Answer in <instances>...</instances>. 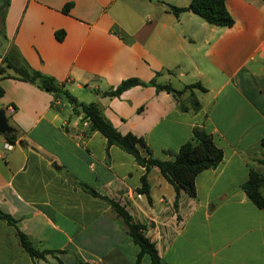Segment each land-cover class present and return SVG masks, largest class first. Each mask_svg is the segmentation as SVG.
Masks as SVG:
<instances>
[{
  "label": "crops",
  "instance_id": "obj_1",
  "mask_svg": "<svg viewBox=\"0 0 264 264\" xmlns=\"http://www.w3.org/2000/svg\"><path fill=\"white\" fill-rule=\"evenodd\" d=\"M188 2L9 0L0 58L13 43L76 100L98 101L119 132L143 137L154 157L172 159L199 124L222 158L196 173L194 196L178 189L174 202V187L156 166L146 173L147 195L136 192L143 167L130 153L110 145L106 157L104 136L92 131L82 138L79 116L67 121L64 101L52 103L49 92L29 82L1 78L0 106L16 137L8 142L0 134V210L15 220L0 218V264H133L138 246L121 218L79 183L144 224L158 264H264V205L239 188L250 168L264 170V0H224L229 26L170 10ZM56 29L63 30L60 40ZM129 76L183 91L176 99L153 85H133L118 96L94 90ZM196 82L203 88H183ZM16 230L36 249L53 252L30 256ZM140 264H150L148 254Z\"/></svg>",
  "mask_w": 264,
  "mask_h": 264
},
{
  "label": "trees",
  "instance_id": "obj_2",
  "mask_svg": "<svg viewBox=\"0 0 264 264\" xmlns=\"http://www.w3.org/2000/svg\"><path fill=\"white\" fill-rule=\"evenodd\" d=\"M9 0H0V41L4 44L6 37L3 30L4 16ZM70 2L65 3L61 10L67 12ZM183 9H188L200 16L204 21L219 26H229L233 22V18L225 6L224 0H189L185 6H170V10L177 14ZM63 35L62 29L54 30V36L60 40ZM4 77L15 78L29 82L38 88L49 92L52 95V103L55 100L72 101L67 121L74 116H79V122L86 121V126L80 130L82 138L87 137L92 131H98L105 138V154L108 157V147L116 145L120 149L130 153L134 160L143 167V173L140 176V186L136 192H143L147 195L148 185L146 181V173L151 166H156L163 177L173 185L175 190L174 202L177 198L178 189H182L187 195L194 196V177L196 173L204 168L216 166L222 158V150L218 147L210 133L206 132L201 125L195 124L191 128L189 137L183 141L175 152H171L172 159H160L152 156L151 149L146 144L143 137L136 135L130 131L121 133L106 118L102 105L96 101L88 102L76 100L69 91L64 87L63 81L58 80L50 74L44 73L38 69L31 67L28 62L18 53L13 43H10L0 58V79ZM133 85H153L156 90H166L170 92L176 99L183 89H175L168 83L155 82L154 78L143 81L135 76H129L121 79L116 85L104 90L94 89L103 95L118 96L124 89ZM197 85L203 88L198 82L184 85L183 88ZM3 89L0 85V96ZM190 104L197 107V101L193 100ZM177 106L180 110L187 107L184 103L178 101ZM1 107V106H0ZM62 128L68 131L64 124ZM16 135L12 133L5 136L8 142H13ZM262 147L259 162L264 165V136L260 139ZM82 189L86 190L93 196L105 198L114 212L121 218L128 238L138 246L133 264H140V257L143 253L148 254L150 264L159 263V255L154 242L144 233V224L134 221L130 214L117 201L101 195L93 188L79 183ZM239 188L257 206L264 205V170L258 171L250 168L245 180L239 184ZM0 218H3L10 224L14 223V218L8 213L0 210ZM21 246L33 257H44V253H52L51 249H36L20 230H16ZM88 264V263H84Z\"/></svg>",
  "mask_w": 264,
  "mask_h": 264
},
{
  "label": "water",
  "instance_id": "obj_3",
  "mask_svg": "<svg viewBox=\"0 0 264 264\" xmlns=\"http://www.w3.org/2000/svg\"><path fill=\"white\" fill-rule=\"evenodd\" d=\"M65 104L71 109L72 101L70 99L65 101ZM14 131L13 127H11L6 119L4 108L0 107V134L4 136L10 135Z\"/></svg>",
  "mask_w": 264,
  "mask_h": 264
},
{
  "label": "built area",
  "instance_id": "obj_4",
  "mask_svg": "<svg viewBox=\"0 0 264 264\" xmlns=\"http://www.w3.org/2000/svg\"><path fill=\"white\" fill-rule=\"evenodd\" d=\"M81 125L83 127H85L86 126V121L85 120L81 121ZM135 195L138 197L139 196V193H135Z\"/></svg>",
  "mask_w": 264,
  "mask_h": 264
}]
</instances>
